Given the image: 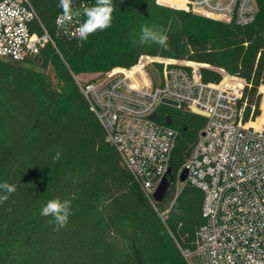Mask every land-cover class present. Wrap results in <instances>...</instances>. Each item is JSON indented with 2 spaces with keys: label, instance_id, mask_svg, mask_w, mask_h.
I'll return each mask as SVG.
<instances>
[{
  "label": "trees",
  "instance_id": "obj_1",
  "mask_svg": "<svg viewBox=\"0 0 264 264\" xmlns=\"http://www.w3.org/2000/svg\"><path fill=\"white\" fill-rule=\"evenodd\" d=\"M255 21L238 27L169 8L157 0H112L111 26L86 40L67 39L56 24L59 0H29L47 43L35 58L0 59V183L16 186L0 202V264H188L204 223L203 193L176 176L189 157L205 118L172 108L176 132L170 154L172 183L151 203L122 164L75 78L81 73L128 69L139 57H161L222 68L244 79L246 116L258 106L264 116V0H255ZM96 0H72L73 10ZM86 19V17H85ZM148 26L167 36V47L139 43ZM110 39L111 46L102 45ZM133 40L137 43L134 45ZM148 72L154 83L161 66ZM206 82L220 76L203 69ZM160 113V114H159ZM57 153L60 158L54 160ZM71 202L65 227L55 229L40 214L49 200Z\"/></svg>",
  "mask_w": 264,
  "mask_h": 264
},
{
  "label": "built area",
  "instance_id": "obj_2",
  "mask_svg": "<svg viewBox=\"0 0 264 264\" xmlns=\"http://www.w3.org/2000/svg\"><path fill=\"white\" fill-rule=\"evenodd\" d=\"M183 6L186 12L238 27L253 23L257 14L255 0H185ZM61 15L56 24L62 34L81 40L77 28L85 16L73 17L65 31L58 25ZM39 26L29 0H0V59L25 61L35 58L47 43L54 46L47 32H37ZM172 61L146 58L126 69L138 68L134 74L138 78L106 73L104 78L77 76L75 81L105 142L115 148L151 203L169 168L177 134L158 121V111L154 120L150 116L162 98L176 102L177 109L203 114L205 123L178 174L186 168L185 184L203 193L204 223L195 232L193 250L182 255L188 264H264V116L258 127L247 126L261 114L263 94L258 91L260 102L246 116L244 79L222 68ZM152 64L161 66L157 83L148 72ZM203 69L216 72L219 81H204Z\"/></svg>",
  "mask_w": 264,
  "mask_h": 264
},
{
  "label": "clouds",
  "instance_id": "obj_3",
  "mask_svg": "<svg viewBox=\"0 0 264 264\" xmlns=\"http://www.w3.org/2000/svg\"><path fill=\"white\" fill-rule=\"evenodd\" d=\"M58 7L62 9V15L58 18V25L63 27L65 31L68 30V24L73 17L79 18L82 14L86 19L79 25L77 32L81 39L86 40L90 34L97 30H105L111 26L112 13L114 5L112 0H96L94 6L82 5L81 10H73L72 0H59ZM148 41L158 43L162 47H167V36L153 30L148 26L141 28V35L139 43L144 44ZM132 43L135 45L136 40ZM60 158V153H57L54 160ZM0 190L7 194L14 193L16 186L7 182L0 183ZM8 199V195L0 196V202ZM71 202L69 200L61 201L59 198L49 200L42 206L40 214L44 217H51L49 224H55L54 230H59L67 225L71 213Z\"/></svg>",
  "mask_w": 264,
  "mask_h": 264
},
{
  "label": "water",
  "instance_id": "obj_4",
  "mask_svg": "<svg viewBox=\"0 0 264 264\" xmlns=\"http://www.w3.org/2000/svg\"><path fill=\"white\" fill-rule=\"evenodd\" d=\"M158 4L163 5V6H166V7H169V8L181 10V8H176L175 6H168V5L162 4L160 2H158ZM211 20L217 21L216 18H211ZM160 102H161L162 105H166V106H169L171 108H176L177 107V103L176 102L170 101L168 99L162 98L160 100ZM158 110H159V108H157L152 113V115L150 116V119L151 120H154L155 119L156 113H157ZM191 113H193L195 115H198V116H201V117H204V115L201 114L200 112H198L196 109L191 110ZM164 122H165V124L167 126H170L171 119H170V117L168 115H165L164 116ZM186 177H187V169L186 168H183L180 171V173L178 174L177 182L179 184H182V185L185 184ZM171 183H172V178H171L170 169L168 168L167 171H166V173H165V175L163 176V178L161 179L160 183L158 184L157 188L155 189V191L153 193V200H154V202H159V201L162 200V198L164 197V195H165V193H166V191L169 188V186H170Z\"/></svg>",
  "mask_w": 264,
  "mask_h": 264
},
{
  "label": "rangeland",
  "instance_id": "obj_5",
  "mask_svg": "<svg viewBox=\"0 0 264 264\" xmlns=\"http://www.w3.org/2000/svg\"><path fill=\"white\" fill-rule=\"evenodd\" d=\"M158 1V0H157ZM159 1H161L162 3H164L165 5H168V6H175L176 8H180V7H182V5H183V3H184V1L183 0H159ZM158 1V2H159ZM179 7H178V6ZM182 9V8H181ZM202 17V16H201ZM102 45H104V46H111L112 45V41L110 40V39H103L102 40ZM146 58H154V59H156V61H157V58L158 59H161V60H166L167 59V61L169 62V61H172V59L170 60V59H168V58H161V57H149V56H141V57H139V59H138V61H137V63L136 64H138V62L139 61H145V59ZM135 64V65H136ZM147 67V66H146ZM130 69V68H129ZM121 71H127L125 68H119V67H115V68H113L111 71H109V72H104V71H100V72H91V73H81L79 76H81L82 78H90L91 76H94V75H96V76H100V77H105V75H106V73H108V77H111V76H109L110 74H112V76H115V75H117V74H119ZM137 72V70H134L131 74L132 75H130V76H133L135 73ZM135 77H137L138 78V74L137 75H134ZM92 78V77H91ZM135 80V79H134ZM161 107V114L160 115H163L164 113H166V114H168V113H170L173 109L171 108V107H169V106H166V105H161L160 106ZM176 184H177V186L178 187H180V184L179 183H177L176 182ZM187 261V260H186ZM187 263H188V261H187Z\"/></svg>",
  "mask_w": 264,
  "mask_h": 264
},
{
  "label": "bare ground",
  "instance_id": "obj_6",
  "mask_svg": "<svg viewBox=\"0 0 264 264\" xmlns=\"http://www.w3.org/2000/svg\"><path fill=\"white\" fill-rule=\"evenodd\" d=\"M159 1V0H158ZM184 1V3H185V0H183ZM160 3H162L161 1H159ZM184 3H183V5H184ZM162 4H164V3H162ZM182 5V7H180V8H182L183 9V6ZM178 6V5H177ZM179 7V6H178ZM168 63H171V64H174L173 63V61H169ZM134 70H138V68H134V69H132L131 71H129V72H127V71H121L119 74H117V75H115V76H122V75H124V74H126V75H128V76H130V75H132L133 73V71ZM132 73V74H131ZM113 74V73H112ZM112 74H110L109 76H111V77H115V76H112ZM261 124V122L260 123H258V124H256V125H254L255 127H258L259 125ZM247 126H252V125H247Z\"/></svg>",
  "mask_w": 264,
  "mask_h": 264
}]
</instances>
